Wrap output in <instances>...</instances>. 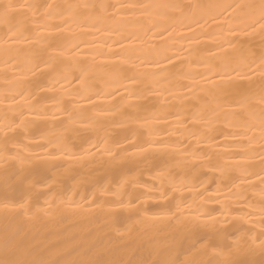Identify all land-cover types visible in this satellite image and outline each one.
<instances>
[{"label": "bare ground", "instance_id": "1", "mask_svg": "<svg viewBox=\"0 0 264 264\" xmlns=\"http://www.w3.org/2000/svg\"><path fill=\"white\" fill-rule=\"evenodd\" d=\"M0 264H264V0H0Z\"/></svg>", "mask_w": 264, "mask_h": 264}]
</instances>
